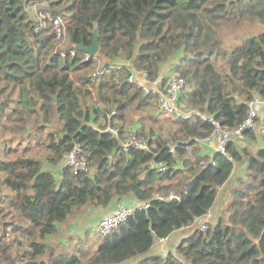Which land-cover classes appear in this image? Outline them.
Returning a JSON list of instances; mask_svg holds the SVG:
<instances>
[{
  "label": "trees",
  "instance_id": "trees-1",
  "mask_svg": "<svg viewBox=\"0 0 264 264\" xmlns=\"http://www.w3.org/2000/svg\"><path fill=\"white\" fill-rule=\"evenodd\" d=\"M94 30L90 58L74 47L90 46ZM97 60L112 69L88 74ZM140 71L147 82L184 78L185 120L148 114L157 97L130 80ZM254 99L264 102L262 1L0 0V264H264V135L247 130L250 146L231 141L224 154L198 145L212 122L242 124ZM132 131L145 150L118 148ZM75 145L84 171L65 164ZM223 187L229 198L215 222L174 253L149 255L204 219ZM169 194L179 200L155 199ZM128 198L148 208L94 247L73 238L63 246L69 218Z\"/></svg>",
  "mask_w": 264,
  "mask_h": 264
},
{
  "label": "built area",
  "instance_id": "built-area-1",
  "mask_svg": "<svg viewBox=\"0 0 264 264\" xmlns=\"http://www.w3.org/2000/svg\"><path fill=\"white\" fill-rule=\"evenodd\" d=\"M259 1L264 3V0ZM111 69L112 67L109 69L97 67L93 70L92 76H100L103 73L109 72ZM165 73H167V75L159 76L155 81L147 82L146 73L144 71H140L134 74L130 80L137 82V84L142 87L146 93L156 95L158 111L164 117L185 120L189 115V112L181 109V105H179V98L181 94L186 91V81L177 72ZM246 106L247 115L242 124L236 128L224 129L218 123L212 122L214 125L212 137L199 140L198 145L206 146L212 141L215 151L224 154L226 145L235 139L241 138L243 133L247 130H254L259 138L262 137L264 135V118L261 117V114L262 109L264 108V102L254 99L253 101L247 102ZM111 115H115V112H112ZM105 131L111 136L118 138L119 132L116 127L107 125ZM118 148L123 152H127L130 149L145 150L146 142H144L141 137L137 136L135 132L132 131L125 137V139L119 141ZM187 151H190L189 147H187ZM81 155L80 146L75 145L65 156V164L75 172L84 171L86 169V162L83 160ZM156 168L159 172L165 170V166L162 164H159ZM155 199L175 201L179 200V197L174 194H169L166 197L156 195ZM147 208V203H140L136 207L124 205L119 206L112 214L98 220L95 228V236L101 239L108 237L113 232L118 230L136 209L146 210ZM209 219L208 214L204 217V220L200 222L198 226L200 231H205L207 229Z\"/></svg>",
  "mask_w": 264,
  "mask_h": 264
},
{
  "label": "rangeland",
  "instance_id": "rangeland-1",
  "mask_svg": "<svg viewBox=\"0 0 264 264\" xmlns=\"http://www.w3.org/2000/svg\"><path fill=\"white\" fill-rule=\"evenodd\" d=\"M41 20L43 21V17L39 16L36 17L34 19L35 24H42ZM253 27L248 28L245 32H253ZM178 60V59H177ZM177 60H174V62H176ZM102 63L100 60H97L96 63L91 67V69H89L87 72L88 74H91L93 72V70L97 67H102ZM168 70V66L166 68ZM83 73V72H81ZM180 105V103H179ZM181 109L186 111L187 108L186 106L181 105ZM146 114V113H145ZM148 114H152L153 116H155L157 119L161 120H171L172 118H168V117H164L158 110L156 111L154 107H152V112L148 113ZM261 117L264 118V110L261 114ZM149 123L147 122L146 125H148ZM236 142V144L240 147L243 146H248V144L246 143L245 139L243 137L239 138V139H235L234 140ZM203 146H199V148L202 149ZM203 152H206V150H202ZM191 150L188 152L190 153ZM56 171V170H55ZM235 175L238 176H243V167L237 166L235 169ZM218 199L213 207V209L210 211L209 213V218L211 222H215L217 220V218L223 213V209H224V202L225 200H227L229 197V194L227 192V190L225 189V187L220 188L218 191ZM121 204V202H119ZM104 209H95V208H89V207H85L83 208L80 212H78V215L75 217H71L69 218L65 223L60 225V239H63L61 241V243L63 244V246L67 245V241L71 238H73L75 240V242L79 241L83 248L86 247H94L95 246V242L98 240V238L95 236V232H92L93 230V220L96 218V215L99 214L100 212H102ZM204 219L200 220L199 222H202ZM196 223L195 226L196 228L199 226L200 223ZM192 226V227H193ZM181 232V231H180ZM177 234V232H176ZM180 241L182 240L181 238L179 239ZM159 247V242H156L154 245V248ZM176 248L172 246L169 247V252L174 253V250ZM166 254L162 255L165 256Z\"/></svg>",
  "mask_w": 264,
  "mask_h": 264
},
{
  "label": "crops",
  "instance_id": "crops-1",
  "mask_svg": "<svg viewBox=\"0 0 264 264\" xmlns=\"http://www.w3.org/2000/svg\"><path fill=\"white\" fill-rule=\"evenodd\" d=\"M258 144H260V141L258 142ZM248 146H250V145H248ZM204 149L206 150L205 155H209V154L211 155L213 152H216L212 141L209 142L206 146H203L202 150H204ZM244 166L245 165H240V167H243V168H244ZM138 204H139L138 201L131 199V198L123 200L121 202V204L119 202H114V203L110 204L102 212H100L99 214L96 215V218L93 220L94 226H93L92 232H95L96 224H97L99 219H101L107 215L112 214L113 211L116 210L119 206L124 205V206L136 207ZM195 225H196V223H195ZM195 228L196 227L194 226V228L191 227V228L185 229V230H183V232L182 231L177 232V234L175 232L169 238L159 241V247H156V248L153 247L149 255L162 256L164 254H167L169 252V247H172V246L175 247V245L177 246L180 242L179 239L180 238L183 239V238L187 237L192 231L195 230Z\"/></svg>",
  "mask_w": 264,
  "mask_h": 264
},
{
  "label": "water",
  "instance_id": "water-1",
  "mask_svg": "<svg viewBox=\"0 0 264 264\" xmlns=\"http://www.w3.org/2000/svg\"><path fill=\"white\" fill-rule=\"evenodd\" d=\"M76 50H81L83 52H85L90 58H93L95 56V54L97 53L98 51V34H97V31L94 30L93 31V38H92V42H91V45L88 46V47H83L82 45H77L74 47ZM116 66L118 67H124V66H127L128 63L125 62V61H122V62H116L115 63ZM59 168H54V170H57Z\"/></svg>",
  "mask_w": 264,
  "mask_h": 264
},
{
  "label": "clouds",
  "instance_id": "clouds-1",
  "mask_svg": "<svg viewBox=\"0 0 264 264\" xmlns=\"http://www.w3.org/2000/svg\"><path fill=\"white\" fill-rule=\"evenodd\" d=\"M99 239V238H98Z\"/></svg>",
  "mask_w": 264,
  "mask_h": 264
}]
</instances>
